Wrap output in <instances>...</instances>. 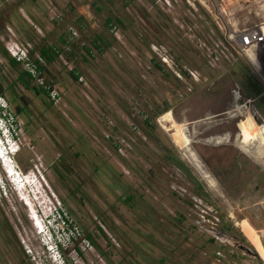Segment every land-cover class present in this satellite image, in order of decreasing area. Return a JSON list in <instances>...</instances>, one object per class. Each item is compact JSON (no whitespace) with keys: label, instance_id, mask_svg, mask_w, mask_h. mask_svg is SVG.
Returning <instances> with one entry per match:
<instances>
[{"label":"rangeland","instance_id":"obj_1","mask_svg":"<svg viewBox=\"0 0 264 264\" xmlns=\"http://www.w3.org/2000/svg\"><path fill=\"white\" fill-rule=\"evenodd\" d=\"M85 1L0 0L2 123L28 178L15 190L0 165V264H264V163L233 142L243 111L264 124V46L252 64L223 36L225 24L263 23L264 0H121L124 24L104 28L106 7L86 22ZM11 42L37 60L33 76L9 64ZM166 112L213 189L172 141Z\"/></svg>","mask_w":264,"mask_h":264},{"label":"bare ground","instance_id":"obj_2","mask_svg":"<svg viewBox=\"0 0 264 264\" xmlns=\"http://www.w3.org/2000/svg\"><path fill=\"white\" fill-rule=\"evenodd\" d=\"M245 56L252 64H256L255 56L251 49H248L246 51ZM240 112L241 110L239 106L235 104L232 106V109L227 113V115L228 117L237 118V115ZM242 114H244L245 116L244 125L246 129L242 135L239 134L235 135L233 142L241 152L252 156L257 161L261 160L264 163V124L259 125L255 123L256 121L254 120L253 117L254 115L253 111H251L250 109L243 111ZM164 115L166 117V120L170 121L171 126L175 128L173 133H171L172 141L174 142L176 147L182 150V156L184 157V159H186L187 162L192 166V168L199 173L200 178L206 182L208 188L213 187V180L211 179L210 175L204 170L195 152L192 149H190L188 145L191 136L188 137L187 136L188 133L186 134L185 130L180 125L174 122L173 118L169 115V112L164 113ZM228 138L229 135L225 133V135L223 136L219 135V136L209 137L205 141L208 143L217 144L220 142L227 141ZM14 153L12 155H14ZM13 187L15 190H19V188H21L19 186H13ZM22 198H20V200L23 201L25 206L29 207L27 205V202ZM28 210L36 214V219H35L36 226L42 227L40 222L38 225V220H39L38 213L40 212L38 211L35 212V210L30 207L28 208ZM31 220H33V216H31ZM36 226L35 228H37Z\"/></svg>","mask_w":264,"mask_h":264},{"label":"built area","instance_id":"obj_3","mask_svg":"<svg viewBox=\"0 0 264 264\" xmlns=\"http://www.w3.org/2000/svg\"><path fill=\"white\" fill-rule=\"evenodd\" d=\"M165 1L166 3H168L167 0ZM263 26H264V22L259 23V24H254L246 28L237 29L233 27L232 25L225 24V28L223 32L224 41L228 44L234 43V45L238 48V50L241 51L245 56V53L248 49H251L252 51H254V48H256L257 46H264V27ZM5 48L8 51L11 59H13L16 62L18 61L23 62V64L26 66L25 72H27L28 74L30 73L29 76L34 75V72L37 69L36 63L34 62L33 64L32 62L29 63L28 61H26L27 59L26 49L24 50L20 49L15 43H13V47L6 45ZM54 96H55V93L53 91L49 92L50 99H53ZM0 105L5 108V104L2 103L1 96H0Z\"/></svg>","mask_w":264,"mask_h":264},{"label":"flooded vegetation","instance_id":"obj_4","mask_svg":"<svg viewBox=\"0 0 264 264\" xmlns=\"http://www.w3.org/2000/svg\"><path fill=\"white\" fill-rule=\"evenodd\" d=\"M120 2H121V0H86L85 1V4L87 5V10H88V18L87 17H84L83 15H81L82 17H83V19L85 18V21L86 22H89V21H94V20H96L97 18H96V14L98 13V9L97 8H100V7H94V9H93V6L94 5H100V6H103V7H106V9H105V11L106 12H108V13H111L112 14V16L110 15V14H106L105 16H104V18H103V21L101 22V27H106V26H110V24L112 23V22H115V24H118V26H122V24H124V20L122 19V17L121 16H119V13H121L122 12V10L123 9H125V7H122L121 5H120ZM119 5H118V4ZM110 6H114V8L116 9V10H113V7H111L110 8V10H109V7ZM84 8H86L85 6H83ZM91 7H92V9H91ZM90 10H92L93 12H91ZM95 11V12H94ZM110 11V12H109ZM112 28H114V25H112L111 26ZM7 30L10 32V29L7 27ZM97 37H98V35H97ZM8 41H10V39L8 40ZM8 41H6V43L8 42ZM155 54V56H156V59L155 60H157V61H162V62H165V59H164V55H162L160 52H157V53H154ZM11 59V58H10ZM155 66H156V68L157 69H159L160 70V68H159V63H156V62H154L153 63ZM169 66V65H168ZM179 160L176 158V160H175V158L171 161V166L176 170V172H177V170H181L182 168L180 167V166H178V164H179V162H178ZM178 173V172H177ZM181 190V189H180ZM182 192H186V191H183V190H181ZM194 192V191H193ZM195 193V192H194ZM189 195H190V197H193V199L195 198L194 197V195L195 194H192V192L191 193H188ZM200 216H202V215H200ZM204 216H202V220L203 221H207L208 219L206 218V217H204ZM219 233L218 234H220V236H224L225 238L226 237H228V238H230L231 239V242H232V246L233 247H235L237 250H239V251H241V252H248V253H251L250 254V256H253V257H255V254H252L253 252H251V250L250 249H248L247 247H245L244 245H243V243H242V241L241 240H239V239H237L235 236H229V235H227L226 233H224V232H222V231H218ZM256 252V251H255ZM246 254V253H245ZM257 254V253H256ZM258 255V254H257Z\"/></svg>","mask_w":264,"mask_h":264},{"label":"trees","instance_id":"obj_5","mask_svg":"<svg viewBox=\"0 0 264 264\" xmlns=\"http://www.w3.org/2000/svg\"><path fill=\"white\" fill-rule=\"evenodd\" d=\"M0 53H2V51H1V49H0ZM38 53H39V55L41 56V57H43L46 61H49V60H51V55L53 54V53H55V52H53V50L50 48V47H48V46H46V47H43V46H41L40 48H39V51H38ZM8 62H9V64L10 65H12V66H15L17 63L13 60V59H8ZM34 62L36 63V67H37V69L39 68V65H38V62H37V60H34ZM71 75H72V77L75 79L76 78V76L75 75H73L72 73H70ZM21 76H28L29 77V74L27 73V72H25V71H22L21 73H20V76H19V79H21ZM33 89V88H32ZM40 90H42L41 88H39ZM43 92H44V90H42ZM44 94L46 95V93L44 92ZM17 111H21V108L20 107H17Z\"/></svg>","mask_w":264,"mask_h":264},{"label":"clouds","instance_id":"obj_6","mask_svg":"<svg viewBox=\"0 0 264 264\" xmlns=\"http://www.w3.org/2000/svg\"><path fill=\"white\" fill-rule=\"evenodd\" d=\"M2 110H4V107H2V106L0 105V124H1V126H0V131H1V132H6V127H5L4 124L2 123V116L4 117V114L1 113ZM1 115H2V116H1ZM6 133H7V135H8L9 137L13 138L12 135H11L8 131H7Z\"/></svg>","mask_w":264,"mask_h":264},{"label":"water","instance_id":"obj_7","mask_svg":"<svg viewBox=\"0 0 264 264\" xmlns=\"http://www.w3.org/2000/svg\"><path fill=\"white\" fill-rule=\"evenodd\" d=\"M246 254L250 255L251 253L245 252ZM253 254V253H252Z\"/></svg>","mask_w":264,"mask_h":264}]
</instances>
